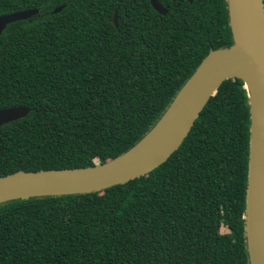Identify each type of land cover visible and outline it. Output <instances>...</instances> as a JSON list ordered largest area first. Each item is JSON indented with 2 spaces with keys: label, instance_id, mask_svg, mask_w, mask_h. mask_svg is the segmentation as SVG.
I'll return each mask as SVG.
<instances>
[{
  "label": "trees",
  "instance_id": "obj_1",
  "mask_svg": "<svg viewBox=\"0 0 264 264\" xmlns=\"http://www.w3.org/2000/svg\"><path fill=\"white\" fill-rule=\"evenodd\" d=\"M118 2L0 0V15L38 8L0 35V109L30 108L0 127V176L121 154L211 50L233 44L227 0H205L193 21L175 11L115 26ZM248 159L247 91L229 78L147 174L96 192L0 204V264H249Z\"/></svg>",
  "mask_w": 264,
  "mask_h": 264
},
{
  "label": "water",
  "instance_id": "obj_2",
  "mask_svg": "<svg viewBox=\"0 0 264 264\" xmlns=\"http://www.w3.org/2000/svg\"><path fill=\"white\" fill-rule=\"evenodd\" d=\"M227 1L233 44L211 50L203 58L140 140L103 163L95 159L92 166L17 171L0 176V204L33 197L96 192L147 174L180 146L221 82L238 78L247 91L249 105L246 250L249 264H264V2ZM153 5L161 11L157 4L153 2ZM63 7L58 6L52 13ZM37 13L38 8H32L0 15V35L9 23ZM170 110L163 128L151 137ZM29 111L26 106L0 109V127L25 117Z\"/></svg>",
  "mask_w": 264,
  "mask_h": 264
},
{
  "label": "flooded vegetation",
  "instance_id": "obj_3",
  "mask_svg": "<svg viewBox=\"0 0 264 264\" xmlns=\"http://www.w3.org/2000/svg\"><path fill=\"white\" fill-rule=\"evenodd\" d=\"M134 3L129 2L128 0H119L116 7L112 9L111 21L115 26H117L118 19L125 22H138V21H147V22H156L165 20V17L172 15L175 11L178 12L179 17L183 21H193L195 18L194 8L198 12H201L203 3L205 0H131ZM157 4L160 7V10H157L154 5ZM133 4V5H130ZM193 7L192 11L189 12L188 6ZM57 8V7H56ZM120 9V13H119ZM130 9H134L133 12ZM162 9L164 11H162ZM218 6L216 5V31H219V15L217 13Z\"/></svg>",
  "mask_w": 264,
  "mask_h": 264
},
{
  "label": "bare ground",
  "instance_id": "obj_4",
  "mask_svg": "<svg viewBox=\"0 0 264 264\" xmlns=\"http://www.w3.org/2000/svg\"><path fill=\"white\" fill-rule=\"evenodd\" d=\"M170 114H171V110L167 113V115L165 116V118L160 122V124L158 125V127L156 128V130H154V132H153V134L151 135V137H153V136H155V134L157 133V131L160 129H162L163 128V126L165 125V123H166V120H167V118L170 116ZM150 137V138H151Z\"/></svg>",
  "mask_w": 264,
  "mask_h": 264
},
{
  "label": "rangeland",
  "instance_id": "obj_5",
  "mask_svg": "<svg viewBox=\"0 0 264 264\" xmlns=\"http://www.w3.org/2000/svg\"><path fill=\"white\" fill-rule=\"evenodd\" d=\"M20 119H22V118H20ZM226 231H227L226 228H224V227L221 228V232H226Z\"/></svg>",
  "mask_w": 264,
  "mask_h": 264
}]
</instances>
